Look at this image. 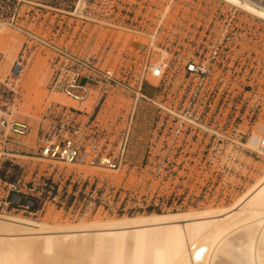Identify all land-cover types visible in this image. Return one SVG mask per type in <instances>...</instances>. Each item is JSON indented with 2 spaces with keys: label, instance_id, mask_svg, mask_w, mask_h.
Listing matches in <instances>:
<instances>
[{
  "label": "rangeland",
  "instance_id": "1",
  "mask_svg": "<svg viewBox=\"0 0 264 264\" xmlns=\"http://www.w3.org/2000/svg\"><path fill=\"white\" fill-rule=\"evenodd\" d=\"M147 56L167 64L162 78L144 73ZM20 57L22 70L9 80ZM188 60L205 69L187 73ZM105 69H113L112 80ZM73 77L88 83L86 100L63 93ZM66 109L96 124L101 151L113 156L128 129L115 169L40 156L39 128ZM0 110L30 126L22 137L0 135V223L12 230L6 238L40 241L41 232H58L62 241L74 233L60 246L73 242L88 253L102 224L229 210L264 180V18L232 0H0ZM15 188L41 211L11 210ZM249 203L235 213L237 226L263 218L264 210L248 214L256 206ZM231 223L214 235L215 251L233 247V235L244 239ZM234 250L219 264L238 263L243 250ZM55 253L76 264L62 248L39 254Z\"/></svg>",
  "mask_w": 264,
  "mask_h": 264
},
{
  "label": "bare ground",
  "instance_id": "2",
  "mask_svg": "<svg viewBox=\"0 0 264 264\" xmlns=\"http://www.w3.org/2000/svg\"><path fill=\"white\" fill-rule=\"evenodd\" d=\"M232 1L239 3L246 7V9L264 18V8L253 7L248 4L249 2L242 0ZM255 198L257 202L254 201ZM244 203H249V205L254 203L256 205L250 209L249 215L264 210V180L244 196L235 207L229 210L151 215L99 225V228L93 235L94 237H92L98 243V247L91 251L87 249L89 250L88 253L85 252V249V251L80 250V248L77 249L72 241L73 245L67 243L63 247L60 246L63 240L70 239L71 237L73 239L74 233H69V236L66 238L65 236L67 235L62 236V234L61 239H64L61 241L56 238L58 237V232L56 234L55 232H41L43 234L40 241L26 240L17 242L13 240L15 238H6L9 237L8 235H10L9 233L12 230L7 222H1L0 264H58L59 261H61L59 264H63L62 262L66 264V261H62L64 260V258H61L63 256H60L58 253H55L56 255L54 254L55 256L49 259H45L39 254L40 250L49 252L61 248L74 255L75 259H77L76 264H82L83 257L88 259L86 260V264H192L191 260H193V264H207L208 261L209 264H219V262H222L219 259L221 260L224 253L232 254L234 246L237 247L240 240V246L234 252L237 253L243 250V254L238 253L241 256L239 257L238 254L234 253L238 256L236 259L239 260H236L235 256H230V258L233 259L234 257L238 263L240 262L239 264H264V255H255L256 253L253 251L255 246L258 252L264 253V227H260L261 230H259L261 224L264 226V216L261 219L256 218L253 220L255 222L249 220L251 222L247 226H244L245 223H242L243 227L242 225L237 226L235 220L237 216L236 212H238L239 206L244 205ZM227 222H232L228 225V228L232 226L234 228L241 227V230L246 232H243L246 236L244 235V239H240L239 241L235 235H233L234 237H230L238 241L232 240L230 244L233 247H229V242L226 244L228 246L225 248H229L228 251L232 250L231 252H228L225 248L215 251L216 243L214 235L221 233L223 225ZM19 223L30 226L33 230L36 228L35 225L29 222L20 221ZM206 232H209L210 236L212 235V239L204 236ZM241 233L239 236L241 235L242 237L243 234ZM130 240L133 242V248L132 250H127ZM240 248L242 250H239ZM221 251L225 252H222V254ZM209 254L211 257L208 260L207 256ZM228 254L226 255L227 257L229 256ZM231 261L236 263V261ZM224 263L227 262L224 260Z\"/></svg>",
  "mask_w": 264,
  "mask_h": 264
},
{
  "label": "built area",
  "instance_id": "3",
  "mask_svg": "<svg viewBox=\"0 0 264 264\" xmlns=\"http://www.w3.org/2000/svg\"><path fill=\"white\" fill-rule=\"evenodd\" d=\"M251 4L264 8V0H247ZM147 64H144V73H149L155 78H162L167 64L160 58L152 59L147 56ZM23 67V59H16L11 67L9 80H13L19 75ZM205 66L188 60L185 65L187 73L203 72ZM105 78L113 79V69L103 71ZM14 90L13 88H11ZM139 91L140 88H139ZM63 93L73 101L81 102L90 95V87L87 82H79L73 77L63 86ZM142 96L143 94L140 93ZM143 97H146L143 95ZM81 110L69 109L63 110L58 114L53 113L55 121H50L45 127L39 128V154L42 158L54 162L65 164L83 165L89 167L101 166L109 169H115L122 160L128 138V129L122 133L118 148L120 153L116 156L101 151L99 143L95 137L99 129L97 125H85L78 119ZM28 123L11 118L9 112L0 110V135L3 140L12 137H22L29 133ZM106 138L103 134V139ZM259 147L264 150V138L259 142ZM11 197L6 202L7 206L14 211H23L36 215L41 209H35L37 201L27 192L20 189H14Z\"/></svg>",
  "mask_w": 264,
  "mask_h": 264
}]
</instances>
